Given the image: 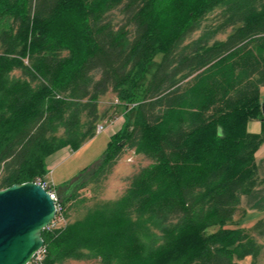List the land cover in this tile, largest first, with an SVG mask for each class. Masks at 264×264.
Masks as SVG:
<instances>
[{"label": "trees", "instance_id": "trees-1", "mask_svg": "<svg viewBox=\"0 0 264 264\" xmlns=\"http://www.w3.org/2000/svg\"><path fill=\"white\" fill-rule=\"evenodd\" d=\"M263 87L264 0H0V189L45 178L49 156L120 116L93 174L52 188L62 217L125 150L151 161L109 220L45 228L29 264H118L121 248L134 264H264V217L236 223L264 186V124L247 131Z\"/></svg>", "mask_w": 264, "mask_h": 264}, {"label": "rangeland", "instance_id": "rangeland-1", "mask_svg": "<svg viewBox=\"0 0 264 264\" xmlns=\"http://www.w3.org/2000/svg\"><path fill=\"white\" fill-rule=\"evenodd\" d=\"M218 9H215L214 15L218 12ZM213 16V14L211 15ZM119 16L115 12L114 21L119 20ZM198 33H194L195 37ZM224 35H217L216 37L222 38ZM188 42V41H186ZM26 64L27 61H25ZM12 77H19L20 73L14 71L10 74ZM114 96L109 93L99 101V109L103 111L110 104L116 103ZM123 124V117L116 118L113 122L106 124L105 122L99 124L103 126V131L97 132L96 135L81 145L75 151L71 150L68 147H64L62 150L57 151L55 154L48 157L46 160L47 164V173L45 175V180L52 185L54 188H60L65 184L70 183L75 180L76 177L84 173L86 170L93 167V164H96L100 158L103 156L104 152L110 141V125H114L116 128H121ZM105 127V128H104ZM118 129V130H119ZM151 164V161L137 154L133 149L125 150L120 157L116 165L112 168L111 173L108 174L105 178L101 179L100 183L89 184L85 189L79 192L78 200L73 203V207L68 210L69 218L64 219L62 214H60L57 219L53 222L48 230L51 228L62 227L66 223L80 225L84 224V220L87 218L99 217L100 223L109 220V215H111V208L114 206V203L124 194L125 190L129 186L131 177L137 173L141 168L146 167ZM84 199L83 202H79ZM95 211H98V214L95 215ZM77 227V226H76ZM136 224L130 226V229H134ZM126 230V229H125ZM127 232L129 229L127 228ZM100 232H105L101 228ZM84 232H81L82 234ZM94 233V232H91ZM264 243V239H262ZM121 263L118 264H134V261L126 257L125 248H121ZM236 261L239 264H251V258L249 256L237 259ZM62 264H100L97 260H66Z\"/></svg>", "mask_w": 264, "mask_h": 264}, {"label": "water", "instance_id": "water-1", "mask_svg": "<svg viewBox=\"0 0 264 264\" xmlns=\"http://www.w3.org/2000/svg\"><path fill=\"white\" fill-rule=\"evenodd\" d=\"M261 114L264 118V100ZM91 168L70 188L93 174L95 164ZM55 214V201L39 184L27 182L0 189V264H29L43 246L41 232L54 221Z\"/></svg>", "mask_w": 264, "mask_h": 264}, {"label": "crops", "instance_id": "crops-1", "mask_svg": "<svg viewBox=\"0 0 264 264\" xmlns=\"http://www.w3.org/2000/svg\"><path fill=\"white\" fill-rule=\"evenodd\" d=\"M260 100L261 102L264 100V87L260 91ZM263 124V116L261 119L251 120L247 123V131L252 134H258L262 131ZM119 127L116 128L114 125H110V136L117 132ZM255 163L258 176L264 180V142L255 153ZM240 203L245 213L241 219L236 220V223L241 228H249L258 219L264 217V186L256 187L250 194L242 196Z\"/></svg>", "mask_w": 264, "mask_h": 264}, {"label": "built area", "instance_id": "built-area-1", "mask_svg": "<svg viewBox=\"0 0 264 264\" xmlns=\"http://www.w3.org/2000/svg\"><path fill=\"white\" fill-rule=\"evenodd\" d=\"M115 102H117V101H115ZM102 130H103V126L102 125H98L96 131L97 132H101ZM34 183L41 185L50 194V197L55 201V208H56L55 219H57V217L63 211V205L60 203V201L57 198V192L52 189L53 188L52 185H50L45 180V178H37L34 181ZM55 219H54V221H55ZM53 222L47 227V229L50 228L52 224H54ZM45 255H46V248H45V246L43 244V246L34 254V256L32 257L30 262L42 263Z\"/></svg>", "mask_w": 264, "mask_h": 264}]
</instances>
